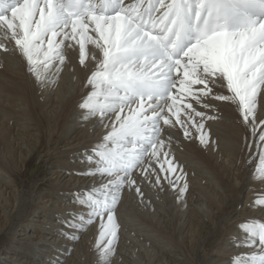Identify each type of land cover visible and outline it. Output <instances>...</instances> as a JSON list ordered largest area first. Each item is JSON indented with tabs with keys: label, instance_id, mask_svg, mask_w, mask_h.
I'll return each mask as SVG.
<instances>
[{
	"label": "bare ground",
	"instance_id": "obj_1",
	"mask_svg": "<svg viewBox=\"0 0 264 264\" xmlns=\"http://www.w3.org/2000/svg\"><path fill=\"white\" fill-rule=\"evenodd\" d=\"M0 43L8 49H0V264H102L99 220L78 232V239L60 234L61 220L81 210L73 193L112 178L75 174L89 168L85 150L110 131L98 116L79 107L91 91L87 78L101 53L87 45L84 66L79 46L66 42L63 65L54 61L60 71L54 66L49 73L55 83L40 84L2 30ZM209 86L212 95L200 105L190 101L213 117L203 121L209 144L199 142L195 129L189 138L179 126L169 130L165 150L182 168L186 192L181 195L163 179L161 186H154V177L142 181L140 170H134L143 196L127 186L121 191L115 211L120 228L110 264H234L237 257L244 264V256L258 251L239 245L245 237L239 225L251 219L264 222V206L255 204L264 196V177L256 174L264 88L257 97L254 134L252 118L244 122L238 102L214 98L230 95L226 88Z\"/></svg>",
	"mask_w": 264,
	"mask_h": 264
},
{
	"label": "snow or ice",
	"instance_id": "obj_2",
	"mask_svg": "<svg viewBox=\"0 0 264 264\" xmlns=\"http://www.w3.org/2000/svg\"><path fill=\"white\" fill-rule=\"evenodd\" d=\"M0 30L15 42L40 84L55 83L49 73L54 61L63 65L66 42L79 46L84 66L87 45L101 53L87 78L91 91L79 107L98 116L110 131L99 145L85 150L89 168L75 174L112 178L73 193L81 210L61 220L60 234L78 239V232L99 220L102 264H110L114 254L122 189L135 188L143 196L134 170H140L142 181L154 177V186H161L163 179L181 195L186 192L183 170L165 150L171 143L169 130L179 126L189 138L195 129L199 142L208 145L203 121L213 118L190 101L200 105L212 95L209 85L226 88L230 95L214 98L238 102L244 122L252 118L255 134L257 97L264 88V0H0ZM0 49L8 51L3 43ZM55 67L58 73L60 67ZM260 142L264 132L256 145V174L264 177ZM255 204L264 206V196ZM239 228L245 234L239 245L258 248L242 258L244 264H264V222L251 219ZM234 264H241V258Z\"/></svg>",
	"mask_w": 264,
	"mask_h": 264
},
{
	"label": "rangeland",
	"instance_id": "obj_3",
	"mask_svg": "<svg viewBox=\"0 0 264 264\" xmlns=\"http://www.w3.org/2000/svg\"><path fill=\"white\" fill-rule=\"evenodd\" d=\"M3 245H6V242L4 243V241H3Z\"/></svg>",
	"mask_w": 264,
	"mask_h": 264
}]
</instances>
